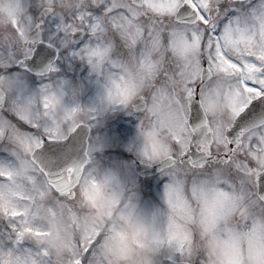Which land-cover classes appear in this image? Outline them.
Here are the masks:
<instances>
[{"label": "snow or ice", "instance_id": "snow-or-ice-1", "mask_svg": "<svg viewBox=\"0 0 264 264\" xmlns=\"http://www.w3.org/2000/svg\"><path fill=\"white\" fill-rule=\"evenodd\" d=\"M68 60L95 76L87 105H63L50 80ZM108 112L115 126L94 138ZM21 146L49 191L70 159L112 161L137 218L161 206L171 221L176 201L195 216L212 195L264 213V0H0V163ZM16 228L0 223V247H24ZM189 236L155 264H207Z\"/></svg>", "mask_w": 264, "mask_h": 264}, {"label": "rangeland", "instance_id": "rangeland-1", "mask_svg": "<svg viewBox=\"0 0 264 264\" xmlns=\"http://www.w3.org/2000/svg\"><path fill=\"white\" fill-rule=\"evenodd\" d=\"M65 64L61 76L50 77L54 87L65 82L63 105L91 103L97 91L95 76L71 60ZM115 116L103 114L91 135L107 136ZM30 154L21 146L14 162L0 163V172L10 175L0 182V223L14 218L8 213L22 214L15 222L25 242L19 251L0 247V264H81L82 260L90 264L84 260L90 246L97 257L92 264H155L157 254L170 242L187 250L190 231L196 238L194 254L202 255L207 264H264V213L241 216L236 198L209 196L195 216L183 201H176L171 221L161 206L155 221L150 213L137 218L125 207L124 193L114 191L109 173L117 178L120 173L107 158L101 163L97 156L98 167H84L70 200L68 194L42 186L31 171ZM26 228L29 232L24 234Z\"/></svg>", "mask_w": 264, "mask_h": 264}, {"label": "water", "instance_id": "water-1", "mask_svg": "<svg viewBox=\"0 0 264 264\" xmlns=\"http://www.w3.org/2000/svg\"><path fill=\"white\" fill-rule=\"evenodd\" d=\"M85 160L81 161L79 159H70L67 162V166L65 168V171L67 169H72V174L69 178V181H67V177L64 174V172L62 174H57L56 178L54 180L49 181L50 184H52L57 190L60 191H64L69 187H72L79 175H80V171H81V167L84 165Z\"/></svg>", "mask_w": 264, "mask_h": 264}]
</instances>
